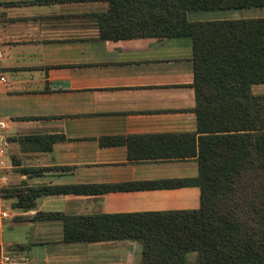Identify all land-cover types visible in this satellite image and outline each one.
<instances>
[{"label":"crops","instance_id":"obj_1","mask_svg":"<svg viewBox=\"0 0 264 264\" xmlns=\"http://www.w3.org/2000/svg\"><path fill=\"white\" fill-rule=\"evenodd\" d=\"M107 9L0 0V264H141L138 240L65 231L200 207L191 38L102 39Z\"/></svg>","mask_w":264,"mask_h":264},{"label":"trees","instance_id":"obj_2","mask_svg":"<svg viewBox=\"0 0 264 264\" xmlns=\"http://www.w3.org/2000/svg\"><path fill=\"white\" fill-rule=\"evenodd\" d=\"M106 1L102 39L192 41L200 207L85 219L66 241L135 239L141 264H264V17L189 21L188 11L264 9V0ZM194 255L191 260L190 256Z\"/></svg>","mask_w":264,"mask_h":264},{"label":"rangeland","instance_id":"obj_3","mask_svg":"<svg viewBox=\"0 0 264 264\" xmlns=\"http://www.w3.org/2000/svg\"><path fill=\"white\" fill-rule=\"evenodd\" d=\"M251 10H256V12L262 13L258 15H263V16H257V17H264V9L255 8ZM208 12H224L223 14H226V15L235 14L234 12H238L236 16H225V17H233L231 19H243V16L245 15L244 13L247 12V10L239 9V10H232V11H195V13H192V14H196L197 18L199 17L207 18L209 16H207L206 14H210ZM227 12H230V13H227ZM246 17H249V16H246ZM257 17H253V18H257ZM253 92L256 94H264V84H257L253 86ZM190 258L192 260L194 258V255L191 254Z\"/></svg>","mask_w":264,"mask_h":264},{"label":"built area","instance_id":"obj_4","mask_svg":"<svg viewBox=\"0 0 264 264\" xmlns=\"http://www.w3.org/2000/svg\"><path fill=\"white\" fill-rule=\"evenodd\" d=\"M0 55H1V54H0ZM1 80H2V81H5V78H4V77H1Z\"/></svg>","mask_w":264,"mask_h":264}]
</instances>
